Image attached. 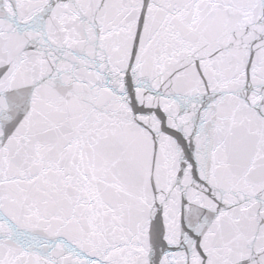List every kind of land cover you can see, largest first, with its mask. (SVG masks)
I'll return each mask as SVG.
<instances>
[{"label": "snow or ice", "instance_id": "obj_1", "mask_svg": "<svg viewBox=\"0 0 264 264\" xmlns=\"http://www.w3.org/2000/svg\"><path fill=\"white\" fill-rule=\"evenodd\" d=\"M0 264H264V0H0Z\"/></svg>", "mask_w": 264, "mask_h": 264}]
</instances>
